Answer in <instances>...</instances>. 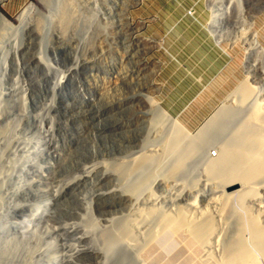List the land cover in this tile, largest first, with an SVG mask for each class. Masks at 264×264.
Segmentation results:
<instances>
[{
    "label": "rangeland",
    "instance_id": "rangeland-1",
    "mask_svg": "<svg viewBox=\"0 0 264 264\" xmlns=\"http://www.w3.org/2000/svg\"><path fill=\"white\" fill-rule=\"evenodd\" d=\"M31 4L38 11L23 32L18 18ZM67 4L69 22L62 23L57 3H0L10 23L0 18V264L69 261L84 246L101 256L82 254L76 264H119L117 253L138 251L135 243L157 234L160 219L173 223L186 214L204 222L205 209L216 219L207 255L220 262L247 207L229 198L240 174L211 171L205 159L245 131L252 115L264 122V0ZM60 72L69 77L58 85ZM228 116L220 136L211 135ZM205 134L222 140L200 142L198 155L188 158ZM172 140L190 159L179 174L183 152ZM154 166L163 169L145 179ZM259 183L263 189L264 175ZM53 194L63 197L47 214ZM195 200L194 211L188 206ZM33 210L39 213L25 238L20 231ZM75 232L89 233L92 242L82 244ZM115 235H122V252L108 249ZM246 237L251 244V232ZM139 254L124 264L149 263Z\"/></svg>",
    "mask_w": 264,
    "mask_h": 264
},
{
    "label": "bare ground",
    "instance_id": "bare-ground-1",
    "mask_svg": "<svg viewBox=\"0 0 264 264\" xmlns=\"http://www.w3.org/2000/svg\"><path fill=\"white\" fill-rule=\"evenodd\" d=\"M2 1L4 0H0V3ZM40 1L42 3H45L47 7H53V8L57 3L56 10L59 8L58 11H61L63 13L62 23L69 22V18H65V13H64L67 10V6H68L67 0H63V2H61L60 0H40ZM37 11L38 9L36 5L31 4L21 13L18 20L20 22L19 27L23 29V32H26L28 29L27 27V24H29L28 19L32 16L33 13ZM38 14H40V16H43L41 12H39ZM0 18L5 24L10 25L9 21L3 15L2 16L0 15ZM35 25H37V30L38 28L41 29V27H39V25H41L40 20L38 21V24ZM31 34L32 31H30V36H32ZM31 38L33 39V37ZM41 56L39 55L40 59H42ZM69 74H70V70H69ZM68 77L69 75H67V73L60 72L58 77L56 78V84L58 85L62 84ZM232 119H233L232 116H228L227 122L225 124L219 123L216 129H214L211 132V135L220 136L219 134L220 128L222 126L228 127L226 124L230 122V120ZM183 130L185 131L187 130V128H183ZM245 131L246 134H243ZM245 131H243L238 137L227 140L226 142L228 143V146L225 147L223 150H217L218 152L217 156L216 157L211 156V162L208 159H205L209 163H211V171L226 170L228 172L231 171L240 174L241 180L238 183L232 182L228 186V189L235 188L234 190L229 192V198L237 197L239 199V203L244 208L247 207V209L245 210L246 217L241 218L239 221H237L238 233L230 242V244L226 247V250L222 256L223 258L221 259V261L219 262L218 259L214 256V254L207 255L206 250L208 247L211 246V241H212L211 237L216 232V219L214 218V216L212 215L209 209H205L200 211V213L204 211L201 213L202 216L205 218L204 222H202V220L200 221L202 223L199 222V219L196 221H191V219H188L186 214H181V215L178 214L179 215L178 218L173 223L171 222L168 223L167 218H164L167 219L165 221H162L160 219L159 221H157L160 222V224L158 225V230L156 231L157 234H155L154 236L152 234L151 235L152 238H150L145 243H143V241L142 242L137 241V243L135 244H137V246L138 244L141 245V248L138 246V251L134 252L133 254L128 250L122 252V250H124L123 248L124 242L120 241V239L122 240V235H115L107 242L109 244L108 249L110 252H112L114 249H115L114 251L122 252L120 255H118L117 253L115 257V259L118 258V260H120L119 264L121 263L124 264L125 260L127 262L131 261L132 259L137 257V253H140L139 257L141 256L148 257L149 263L145 262L146 264H262L260 258L257 255L258 254L257 251L260 250L264 254V204L261 201V193H264V188L259 189L257 188V186L258 184H260L259 182L262 180L264 175V153H263L264 122L263 123L261 122V119L258 116V114H254L250 117ZM187 132L189 131L187 130ZM198 133L196 135H193L192 133L189 132V134H191L192 136H197ZM177 134L179 136L180 134L179 131L177 132ZM211 135L205 134L203 136H200L197 145L195 147L191 146L194 147L192 149L189 148L188 158L192 159L198 155L199 153L198 145L200 144V142H206L210 140L221 142L222 137L215 138V137H211ZM251 141H253V144L250 146L251 150H249L247 147ZM172 142L176 149L180 147L181 148L180 150L183 152V155L181 157L183 161L181 164L179 163L180 169L177 170L178 171L177 173L179 174L182 170H184L183 168L185 167V165H187V161L190 159H187V161L185 160L184 158L186 155L185 148L181 145L180 141L172 140ZM203 148H205V146H203ZM258 148L259 150H257ZM206 155L209 156V154ZM241 161H244L246 164L243 170L239 168V163ZM204 165H205L204 168L208 171L207 168L208 163H205ZM159 169H163V168L162 167L159 168L158 166L151 167L148 170H146L142 176L147 180H152L154 175L158 173ZM166 175L170 177V175L167 172ZM88 178H89V173L87 174L86 179ZM107 195H108L107 193H102L101 197L99 198H104ZM62 197L63 195H61L60 197H57L55 195L47 200V203H45L47 214H51L50 212L53 210V208H55V206H57L61 202ZM250 199L253 201H250ZM251 205H253L256 208V211ZM188 208L194 211L198 209L199 208L198 201L195 200L190 202ZM89 210L90 212H93L91 207ZM38 213H39L38 210H33L32 212L29 213L24 228L20 231L21 236L25 238L30 236L34 227L33 226L34 221L38 216ZM154 217L156 216L151 217L149 220H152ZM157 218L155 219L157 220ZM155 219L153 220L154 222ZM157 222L155 223L157 224ZM80 232H82V230ZM248 232H251L252 234L251 244L248 241L251 238L249 239L246 237ZM76 233L77 232H75L74 234L75 235L83 234L79 238V241L82 244H89L90 242H92L91 240L92 236L89 233H78V234ZM130 234L131 233H128L129 238L131 236ZM135 238L136 237H134V239ZM112 239H114V241H112ZM131 242L133 243L134 241L131 240ZM226 243L227 242H225V244ZM116 245H118V247H116ZM105 250L107 249L105 248ZM82 254H89L93 257L101 256V253H99L97 249L91 246H84V247H80V249L76 251L75 254L70 256L69 261L64 260V258L62 257H57L54 264H76L74 258H78ZM114 256L115 255L110 254L111 258Z\"/></svg>",
    "mask_w": 264,
    "mask_h": 264
},
{
    "label": "built area",
    "instance_id": "built-area-1",
    "mask_svg": "<svg viewBox=\"0 0 264 264\" xmlns=\"http://www.w3.org/2000/svg\"><path fill=\"white\" fill-rule=\"evenodd\" d=\"M213 154H214V153H213ZM213 154H212V155H213Z\"/></svg>",
    "mask_w": 264,
    "mask_h": 264
}]
</instances>
